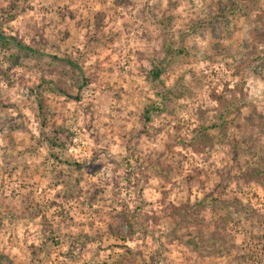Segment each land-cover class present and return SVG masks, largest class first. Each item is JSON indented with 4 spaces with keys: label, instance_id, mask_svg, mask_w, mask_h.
I'll return each instance as SVG.
<instances>
[{
    "label": "rangeland",
    "instance_id": "374dc122",
    "mask_svg": "<svg viewBox=\"0 0 264 264\" xmlns=\"http://www.w3.org/2000/svg\"><path fill=\"white\" fill-rule=\"evenodd\" d=\"M0 264H264V0H0Z\"/></svg>",
    "mask_w": 264,
    "mask_h": 264
},
{
    "label": "trees",
    "instance_id": "16d2710c",
    "mask_svg": "<svg viewBox=\"0 0 264 264\" xmlns=\"http://www.w3.org/2000/svg\"><path fill=\"white\" fill-rule=\"evenodd\" d=\"M97 18V17H96ZM145 112L148 114L149 113V110L145 108Z\"/></svg>",
    "mask_w": 264,
    "mask_h": 264
}]
</instances>
